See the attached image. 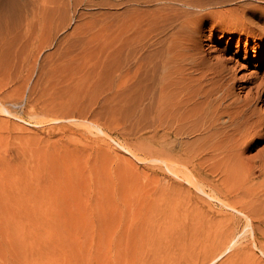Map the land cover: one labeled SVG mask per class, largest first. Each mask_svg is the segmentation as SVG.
<instances>
[{
	"label": "rangeland",
	"instance_id": "374dc122",
	"mask_svg": "<svg viewBox=\"0 0 264 264\" xmlns=\"http://www.w3.org/2000/svg\"><path fill=\"white\" fill-rule=\"evenodd\" d=\"M58 1L0 0V264H120L133 227L154 243L136 264H264V125L188 135L178 157L120 100L124 71L166 55L177 71L192 53L196 72H225L228 101L264 111V40L236 7L263 17L264 0L189 26L178 1ZM219 138L243 145L205 148Z\"/></svg>",
	"mask_w": 264,
	"mask_h": 264
},
{
	"label": "bare ground",
	"instance_id": "6f19581e",
	"mask_svg": "<svg viewBox=\"0 0 264 264\" xmlns=\"http://www.w3.org/2000/svg\"><path fill=\"white\" fill-rule=\"evenodd\" d=\"M71 1L59 0L58 2L65 5V3L71 4ZM160 1H178L182 6L188 7L186 26H189L196 18L204 21L203 17L208 18L212 15L215 11L209 10L210 7H223L230 4L229 0ZM160 1L157 2L160 3ZM246 3L249 2L236 3V7L243 9L241 19L245 21L246 26L243 35L264 40V16H260L256 11L248 15L245 9L248 6ZM154 4L151 3V5ZM195 8L203 11L196 12V16H193ZM160 59L157 60L158 62L152 58L143 59L132 74L124 71L125 77L120 93L123 114L133 116L139 128L149 132L156 144L171 153L175 152L173 154L179 157L194 145V143L189 144V141L185 139L188 135H192L188 138H194V141L200 143L211 135L217 137L222 134L223 139H226L238 132L245 131L246 134L251 135L259 133L258 129L264 125V111H256L251 102L253 99L257 102L258 98L252 100L235 98L228 101L232 91L231 86L226 85L223 70L196 72L197 67L204 61L201 56L192 53L185 54L182 60L184 63L180 64L177 71L173 69L172 62H175L173 55H166ZM256 88L257 93L264 90V79L256 85ZM147 119L150 120L149 127L145 126ZM243 125L245 130H242ZM172 137L174 138L171 139ZM223 139L219 138L205 148L220 149L243 145L237 142L233 145L227 142L222 143ZM133 215L135 217L136 212ZM146 233L140 227L128 228L127 233H120V264H136L137 259H141L152 250L153 239ZM236 236H232L226 249L235 246L240 238ZM150 239L151 248L145 250Z\"/></svg>",
	"mask_w": 264,
	"mask_h": 264
}]
</instances>
